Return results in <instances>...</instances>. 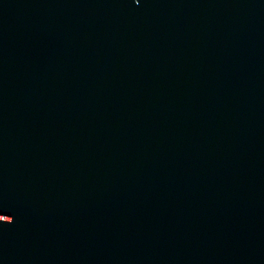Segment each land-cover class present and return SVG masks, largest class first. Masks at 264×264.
<instances>
[{
	"label": "water",
	"instance_id": "obj_1",
	"mask_svg": "<svg viewBox=\"0 0 264 264\" xmlns=\"http://www.w3.org/2000/svg\"><path fill=\"white\" fill-rule=\"evenodd\" d=\"M0 264H264V0H0Z\"/></svg>",
	"mask_w": 264,
	"mask_h": 264
}]
</instances>
